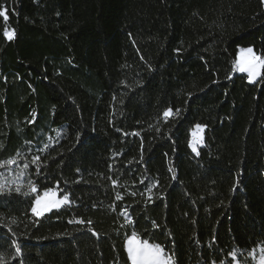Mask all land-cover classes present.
I'll list each match as a JSON object with an SVG mask.
<instances>
[{
    "label": "trees",
    "instance_id": "trees-1",
    "mask_svg": "<svg viewBox=\"0 0 264 264\" xmlns=\"http://www.w3.org/2000/svg\"><path fill=\"white\" fill-rule=\"evenodd\" d=\"M0 6V161L21 156L39 192L71 201L36 216L34 195L0 193V264H131L133 235L173 264H253L264 247V69L252 83L236 62L241 48L264 57V0Z\"/></svg>",
    "mask_w": 264,
    "mask_h": 264
},
{
    "label": "snow or ice",
    "instance_id": "snow-or-ice-1",
    "mask_svg": "<svg viewBox=\"0 0 264 264\" xmlns=\"http://www.w3.org/2000/svg\"><path fill=\"white\" fill-rule=\"evenodd\" d=\"M0 17L3 18L5 22L8 21V8L6 6H0ZM8 40H13L15 38V30H8L5 29L3 33ZM249 54L248 59L237 61V67L240 71H246L248 73V79L249 81H255L256 78L261 74V69H264V57H260L255 55L253 49L249 47L246 50ZM172 114L171 109H167L164 111L163 116L165 119H167ZM178 115V111H177ZM196 129L199 130L201 133L200 135L196 136L194 133V136H196L195 139L190 141V147L194 152L199 154L198 152V144L203 143V136L202 131L203 127L201 125H197ZM138 135V133H136ZM76 144L78 145L77 150L78 151H87L89 149V141L87 137H85L83 140H81V137L77 136ZM19 155V154H17ZM39 160V157H35L32 161L33 163H36V161ZM17 163L16 158H10L7 161H0V167H5L9 165H14ZM28 165L25 164L24 168H27ZM238 183V181H237ZM113 184H116V181H113ZM31 191L35 192L36 188L35 186H32ZM12 191L11 188L7 187V184L0 185V193L4 192H10ZM16 192H20L21 189L19 187L15 188ZM149 194L151 195V189L148 190ZM56 193L52 192H45L43 197H39L35 200V206L31 209V211L36 216H43L45 212H50L53 209H59L64 205L69 204L71 201L69 199V195H64L60 199H56ZM117 199H122V197L117 196ZM76 223H85V221L78 220L74 221ZM88 223H91V221H88ZM94 235H98V233H93ZM128 255L131 260V264H173L171 256H165L163 248H161L160 245H153L149 244L147 241L140 242L137 240L135 235L129 240L128 242ZM16 252L18 255H22L21 249L19 246L16 247ZM232 255L235 257L236 253L233 252ZM258 264H264V255H261L258 260Z\"/></svg>",
    "mask_w": 264,
    "mask_h": 264
},
{
    "label": "rangeland",
    "instance_id": "rangeland-1",
    "mask_svg": "<svg viewBox=\"0 0 264 264\" xmlns=\"http://www.w3.org/2000/svg\"><path fill=\"white\" fill-rule=\"evenodd\" d=\"M248 48H241L240 49L239 55H238V61L248 59L249 54L246 51H242V50H246ZM253 51H254V49H253ZM254 53H255V51H254ZM255 55H257V54L255 53ZM257 56H259V55H257ZM237 70L239 72H244V73L248 74L246 71H240L238 67H237ZM262 72H263V69H261V74L256 78V80L250 81V82H252V83L257 82L261 78ZM60 132H61L60 130H57L54 136L48 137L47 141L43 145V148L54 143L56 138L59 136ZM22 155L25 156L26 154L23 153ZM16 159H17L16 164L5 166V167H0V185L7 184V187H9L11 189H15V188L19 187L21 189V192L29 194V195H34L35 200L39 197H43L45 192H49V193L55 192L56 193V197H55L56 199L62 198L58 195V192L54 189L47 190L44 192H39L38 189L35 187L36 191L35 192L31 191L30 189L34 185H32L30 182L29 173H28L29 172V166L27 168H24V165L27 164V161H23L21 159V156H19ZM34 206H35V201H34ZM45 213H48V212H45ZM133 236L129 237V239L127 241V248L129 246L128 242ZM135 237L137 238L138 241L143 242L137 236H135ZM261 255H264V247H259L250 253V256L253 260V264H258V260H259V257ZM233 264H242V263H240L237 259H235Z\"/></svg>",
    "mask_w": 264,
    "mask_h": 264
},
{
    "label": "built area",
    "instance_id": "built-area-1",
    "mask_svg": "<svg viewBox=\"0 0 264 264\" xmlns=\"http://www.w3.org/2000/svg\"><path fill=\"white\" fill-rule=\"evenodd\" d=\"M203 127V126H202ZM194 133L196 134V136L200 135L201 133L199 132V130H197L196 128L192 131L191 133V137H190V141H192L193 139L196 138V136H194ZM202 136H203V141H204V127H203V131H202ZM203 144V143H202ZM202 144H198V146L202 145Z\"/></svg>",
    "mask_w": 264,
    "mask_h": 264
}]
</instances>
